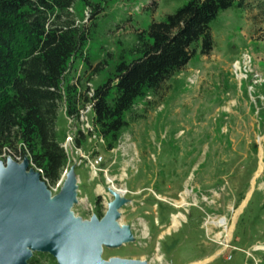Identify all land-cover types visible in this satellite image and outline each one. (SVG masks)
<instances>
[{
    "label": "rangeland",
    "instance_id": "obj_1",
    "mask_svg": "<svg viewBox=\"0 0 264 264\" xmlns=\"http://www.w3.org/2000/svg\"><path fill=\"white\" fill-rule=\"evenodd\" d=\"M152 1L104 3L91 47L101 49L100 59L107 52L113 59L90 85L105 81L135 32L161 19L178 0H160L157 12L150 14L145 7ZM90 14L89 8L77 6L79 20L88 21ZM212 26L213 51L193 58L159 98H149V106L140 100L136 110L141 116L131 121L114 149L108 151L103 141L89 139L86 151L69 152L65 170L80 153L99 149L101 166L115 179L110 184L104 173L94 174L88 164L77 166L76 215L89 219L100 210L104 214L113 198L109 188L130 192L132 202L123 207L119 222L133 227L135 241L105 247V259L264 264V0H247L243 12L222 11ZM59 122L62 134L67 125L75 131L62 114ZM63 181L54 185L55 193ZM99 195L102 207L96 204ZM177 213L182 218L171 227ZM218 219L227 223L211 222ZM226 227L231 228L230 239ZM41 263L52 264L47 258Z\"/></svg>",
    "mask_w": 264,
    "mask_h": 264
},
{
    "label": "trees",
    "instance_id": "obj_2",
    "mask_svg": "<svg viewBox=\"0 0 264 264\" xmlns=\"http://www.w3.org/2000/svg\"><path fill=\"white\" fill-rule=\"evenodd\" d=\"M106 1L0 0V159L28 156L49 187L69 163L63 146L69 127L61 133V114L67 123L74 119L77 147L86 151L89 137L96 134L108 151L114 149L131 121L141 116L136 110L140 100L149 106V98H159L193 58L213 51L212 24L220 13L230 8L243 12L247 5V0L175 1L161 19L135 32L114 70L93 86L113 59L112 52L100 59L101 49L91 47ZM159 2L153 0L145 10L155 14ZM80 4L91 12L86 22L77 17ZM88 104L93 129L87 133L79 116ZM92 154H100L99 149L93 147ZM101 203L99 195L96 204ZM42 258L58 264L41 252L30 264H44Z\"/></svg>",
    "mask_w": 264,
    "mask_h": 264
},
{
    "label": "water",
    "instance_id": "obj_3",
    "mask_svg": "<svg viewBox=\"0 0 264 264\" xmlns=\"http://www.w3.org/2000/svg\"><path fill=\"white\" fill-rule=\"evenodd\" d=\"M76 168L74 162L53 194L28 156L22 161L12 156L0 159V264H30L36 252L50 254L58 264H148L142 259L103 257L105 247L135 241L133 227L119 222L132 199L109 188L113 198L103 216L76 215Z\"/></svg>",
    "mask_w": 264,
    "mask_h": 264
},
{
    "label": "built area",
    "instance_id": "obj_4",
    "mask_svg": "<svg viewBox=\"0 0 264 264\" xmlns=\"http://www.w3.org/2000/svg\"><path fill=\"white\" fill-rule=\"evenodd\" d=\"M91 110H92V104H88V105H86L85 107H83L80 110V116H79L80 126H81L82 130L85 131V132H87V133L89 132V130H92L93 129V125H92V122H91V119H90ZM69 122H70V124L72 126L75 125L73 118H70ZM75 130H76V128H75ZM97 138L98 137L96 136V134H93L92 136L89 137L90 140L97 139ZM98 140L103 141V139L100 138V137L98 138ZM74 141H75V131H69L67 138L63 142V146L66 149V151H67L68 154H69L70 151L73 154H74L75 150L77 151V153L79 151H82V148L77 147L75 145ZM4 156H6V158H7L10 155H8V156L7 155H4ZM14 159H16L18 161H22L23 160L21 157H18V156L15 157ZM103 161H104L103 155H101V154H92V151L91 152H86V153H83V154L80 153L79 160L78 159L75 160V162H77V166H80L83 163L88 164L90 166V168L92 169V171L94 172V174H98V172L104 173L107 176V181L110 184H113L114 185V180L115 179H113L112 177H110L109 176V171L106 168H104V167L101 166L102 163H103ZM69 164H70V156H69L68 166H69ZM68 166H67V168H68ZM67 171L68 170H65L64 173H66ZM64 176H65V174L63 175V177ZM63 177L61 176V178L58 180L57 185H60L62 183ZM50 189L52 190L53 194L55 193V191H58V188H54V186L53 187H50ZM120 189L122 190V188H120ZM119 192L122 195H124V196H127V194L130 193L128 189H123L122 191H119ZM79 193H80V189H79ZM79 201H80V198H79ZM106 202L107 201H105L104 203L106 204Z\"/></svg>",
    "mask_w": 264,
    "mask_h": 264
},
{
    "label": "bare ground",
    "instance_id": "obj_5",
    "mask_svg": "<svg viewBox=\"0 0 264 264\" xmlns=\"http://www.w3.org/2000/svg\"><path fill=\"white\" fill-rule=\"evenodd\" d=\"M262 168H263V164L261 165V169ZM118 191H122V190H118ZM180 218H182V215L180 213L174 214L172 216V224H171V227L176 226L179 223V219ZM211 222L214 223V224H218V225H224V224L227 223L226 220H222V219L212 220ZM226 228H227V232L229 233V239H230V229L231 228H229V227H226ZM193 264H196V263H193Z\"/></svg>",
    "mask_w": 264,
    "mask_h": 264
}]
</instances>
